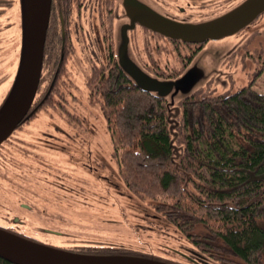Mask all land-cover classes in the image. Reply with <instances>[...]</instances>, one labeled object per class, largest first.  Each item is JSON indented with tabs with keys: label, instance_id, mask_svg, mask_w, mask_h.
Returning <instances> with one entry per match:
<instances>
[{
	"label": "rangeland",
	"instance_id": "rangeland-1",
	"mask_svg": "<svg viewBox=\"0 0 264 264\" xmlns=\"http://www.w3.org/2000/svg\"><path fill=\"white\" fill-rule=\"evenodd\" d=\"M185 2L172 0L166 6L175 11ZM89 4L72 16L69 27L72 52L51 99L29 120L16 127L9 136L10 150L3 148L0 152L6 155L0 159V171L9 169L6 164L9 159L17 161L22 158V171L37 170L26 178L24 189L37 191L34 183L41 176L42 196L55 206L44 208L39 202V206L43 207L41 211L34 213L19 228L26 234L39 235L43 243L61 248L76 249L78 245L101 243L118 247L117 250L128 254L156 257L177 264L194 263L193 259L182 255H189L196 248L186 233L155 209L150 196L128 188L119 174L100 96L88 83L93 67L107 64L115 55L112 33L115 20L111 18V11L116 2L105 4L103 0H90ZM225 4L228 2L221 3ZM105 5H111L110 15ZM14 9L15 6L10 10L12 19L15 17ZM106 11L108 17L105 16ZM7 33L10 38V61L7 68L6 61L0 60V68L7 69L6 73L9 72L13 79L20 50V45H14V42L19 33L15 25ZM130 36L133 54L141 68L170 80L182 76L193 66L197 76V81L188 92L177 91L172 97L170 92L165 95L169 105L172 158L176 163L184 150L182 133L176 128L181 118V98L191 94L214 96L236 91L244 85L264 92V11L239 31L200 45L171 41L143 28ZM129 53L132 55L131 50ZM50 63L49 59L43 66L37 99L43 97L53 76L55 65L51 67ZM0 77L1 82L3 77ZM6 84L4 81L0 86L5 87ZM5 91L0 92V103ZM36 106L40 104L36 103L33 107ZM45 143L56 144L58 148H54L57 151L43 148ZM47 153L67 163L49 167L54 180H63L64 186L72 187L67 194L62 188L57 194L51 183L43 181V177L48 180L51 177L48 169L42 168L44 172L41 174L39 171L41 166L38 164L45 160ZM67 155L70 159L65 158ZM26 157L31 160H25ZM191 178L188 174L186 186L193 190ZM9 186L0 179V218H3L7 207L5 201H11L14 196L17 197L14 199L16 209L17 203L30 202L23 196H28L27 193L19 189V194ZM22 214L28 215L26 212ZM43 229H53L62 234L49 235ZM199 257L203 260V256ZM196 264L206 263L201 261Z\"/></svg>",
	"mask_w": 264,
	"mask_h": 264
},
{
	"label": "trees",
	"instance_id": "trees-1",
	"mask_svg": "<svg viewBox=\"0 0 264 264\" xmlns=\"http://www.w3.org/2000/svg\"><path fill=\"white\" fill-rule=\"evenodd\" d=\"M50 35L47 30L46 41ZM102 71L94 68L90 85L100 96L126 186L150 196L155 209L186 233L196 246L189 253L194 259L264 264V92L244 85L181 98L176 128L184 150L176 163L167 98L138 87L117 65L101 77ZM188 174L193 190L186 186ZM0 264L12 263L0 257Z\"/></svg>",
	"mask_w": 264,
	"mask_h": 264
},
{
	"label": "water",
	"instance_id": "water-1",
	"mask_svg": "<svg viewBox=\"0 0 264 264\" xmlns=\"http://www.w3.org/2000/svg\"><path fill=\"white\" fill-rule=\"evenodd\" d=\"M51 0H20L21 44L12 84L0 104V143L29 118L39 84L43 47L48 26ZM132 21H139L171 38L200 42L235 33L264 11V0H244L228 13L198 25L179 24L157 13L128 3ZM121 68L138 87L160 96L186 93L197 81L193 66L176 79H159L149 75L130 57L125 30L118 44ZM0 257L12 264H177L156 257L117 253H88L64 249L33 240L0 227Z\"/></svg>",
	"mask_w": 264,
	"mask_h": 264
},
{
	"label": "flooded vegetation",
	"instance_id": "flooded-vegetation-1",
	"mask_svg": "<svg viewBox=\"0 0 264 264\" xmlns=\"http://www.w3.org/2000/svg\"><path fill=\"white\" fill-rule=\"evenodd\" d=\"M103 1L105 4H107L109 2L111 3V1L116 2L113 10L111 11V18L115 20L114 21V28L112 29L115 55H114L113 50L111 48V55L112 56L114 55L112 60H109L107 64H102L100 66L95 65L93 67V69L95 67H102L103 68V71L101 73V77L106 72V70L108 68L107 66L117 65L120 69H122L120 66V63H119L118 44H119V41L122 43L123 30H125V32L127 34L128 50H131V52H132L131 53L132 55H130V56H131L132 60L138 66H140V65L138 64L137 60L135 59V55L133 54V51H132V45H131L132 42H131L130 34L134 33L139 28H143V29L148 30L152 33L159 34L163 37H166L167 39H169L171 41H179V42H183V43H187V44H198V45H200V44H203L204 42H206L208 40H213L212 38H207V39L200 41V42H189V41L182 40V38H171L169 36L163 35L161 32L153 30L152 28L147 27L144 24H141L137 20L132 21L130 15H129L128 9H127V5L129 6V4H127V2L132 3V5H134V6H139L141 8L151 10V11L157 13L158 15L164 17V18H168V19L172 20V22H175V23H179V24L180 23L181 24L189 23V24H193V25H198V24L210 22V21L228 13L229 11L234 9L236 6H238L240 3H242L244 0H186L185 5L178 6L177 9H175V11L169 9V6H166V3L170 4L172 2V0H168V1H166V0H103ZM222 2H228V4L221 5ZM89 3H90V0H51V2H50V13H49L47 30L50 32L51 35L49 36L47 41H46V37H45V41H44L43 61H42L40 80L42 77V70H43V66L45 65V61L47 63V61H49V59H50L51 60V63H50L51 67L55 65V68H54L53 76L51 78L49 86H48L47 90L45 91L43 97L41 99H37L35 96L36 99L34 98V101L32 103V107L34 106V104H36V103L38 104L41 102L40 106H37V110L40 109V107L43 104L49 102V100L51 99V93H52L59 77L63 74V72L65 70L66 61L68 60V57L72 52V45H71V41H70L71 38H70V34H69L70 23H72V21H73L72 16H73L74 12H76L78 9L82 8L83 6L88 5ZM14 6H15V9H14L15 17H14V19H12L10 16V10ZM88 7L90 8V4L88 5ZM105 8H109L108 13L110 15L111 5H108V7H107V5H105ZM196 12H198V13H196ZM105 16L108 17L107 11L105 12ZM14 25L17 27L18 33H19V38L17 39V41L14 42V45H18V44L20 45L21 44L20 0H0V60L4 59V63L6 61L7 68H8L9 61H10V58H9L10 57V45H9L10 44L9 43L10 38H9V35L7 32L10 31V29ZM47 30H46V32H47ZM50 54H51V57L49 58ZM108 58H109V56H108ZM0 66H1V64H0ZM46 66H48V64ZM142 69L151 76L157 77L159 79H166V78H161L159 75L153 74L144 68H142ZM6 70H4V69L2 70L0 68V76L3 77L1 82H4V81L7 82L5 87L0 86V92L4 91L6 89V91H5L6 93L4 92L5 95L3 93L4 98L7 94L8 90L10 88L11 82L13 80L11 78L9 72L6 73ZM126 75H128V74L126 73ZM169 78H171V77H169ZM0 79H1V77H0ZM40 80H39L38 87L40 85ZM90 81L91 80L89 79V82H88L89 84H90ZM36 94H37V92H36ZM29 118H31V117H29ZM29 118L27 120H29ZM27 120H25V121H27ZM24 122L20 123L19 126L21 124H24ZM10 140L11 139L8 136L6 139H4L0 143V152L3 150V148L10 150L9 148L11 146L8 143V141H10ZM34 145L39 146L38 144H34ZM42 147L45 149H48L50 151H54V152L57 151V149L54 148V147H57L56 144L50 145V144L45 143V145ZM27 155L32 156L35 159H37L33 155H30V154H27ZM4 156L6 157V155L0 153V159H2V157H4ZM23 157H25V156H23ZM65 158L70 159L69 155L65 156ZM25 160L30 161L31 159L26 157ZM67 161H69V160H67ZM22 162H23L22 158H20L17 161H12V160L10 161V159L8 161H6L7 167H9V169L4 170V171H0V179L5 183H9L10 184L9 188H12L13 191L21 194L19 191V189H20L22 192H24V194L27 193L28 196H26V195H23V196L28 198L30 200V202L17 203V209H16L14 207L15 206L14 199H16L17 197L14 196V199H12L11 201L7 199L8 202L5 201V204L7 205V207L5 209V213L3 215V218H0L1 219L0 227L5 228L7 230H10L12 232H15L17 234L23 235L25 237L31 238L33 240L43 242L39 238L40 236L38 234H37L38 236L26 234L19 227L20 226L23 227L25 225L24 224L25 221L30 219L34 213H38L39 211H41V209L43 207L45 208V206H46L48 208V207H55V206L53 203H49L47 201L48 200L47 198H45L46 199L45 200L42 196L43 191L40 187V184L42 182L41 176L38 177L36 179V182L34 183V186L36 187L35 189H37V191L34 190L33 188L24 189L26 178L31 177L33 174H35L37 172V170L31 169L30 171H22L21 170V167H23ZM58 163L60 164V163H66V162H62V161L60 162L59 160H56V158L54 159V157L51 154H48L47 157H45V160L42 159L40 164H38L39 166H41L39 171L41 174L44 172V170L42 168L48 169V171L51 173L50 180L43 177V181L51 183L52 188L56 191L57 194L61 193L60 192L61 188L64 189L63 191L65 192V194H67L68 190L72 189V187H69L67 185L64 186L63 180H60V179L54 180V175L52 173V170L49 169V167L57 165ZM12 168H15V169H12ZM24 174H27V175L24 177ZM16 183L18 185H16ZM61 185H63V186H61ZM4 191L7 192L6 189ZM39 202H41L40 206H43L42 208L39 206V204H38ZM66 208L69 209L71 207H66ZM62 210H65V208H62ZM22 212H26L28 215H23ZM43 231L45 233H48L49 235L54 234L55 236H61V234H62V233H59L53 229H43ZM40 234H43V233H40ZM91 243H98V242H91ZM98 244H100V245H98ZM98 244L78 245V247H76V250H84V248H89L93 252H99V251L119 252V250H117L118 247H114L111 245H102L101 243H98ZM182 255H184L188 258H192L195 264L201 263V261H203L199 257V255H196V254H195V256H196L195 259H194V257H191L188 254L183 253Z\"/></svg>",
	"mask_w": 264,
	"mask_h": 264
}]
</instances>
